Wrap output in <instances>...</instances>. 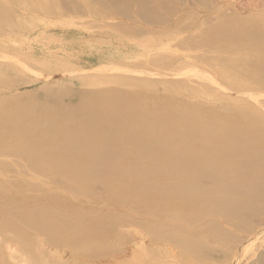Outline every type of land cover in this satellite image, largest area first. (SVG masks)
Masks as SVG:
<instances>
[{
  "label": "bare ground",
  "instance_id": "bare-ground-1",
  "mask_svg": "<svg viewBox=\"0 0 264 264\" xmlns=\"http://www.w3.org/2000/svg\"><path fill=\"white\" fill-rule=\"evenodd\" d=\"M94 1L128 20L116 23L126 35L189 31L194 34L180 40L185 47L219 43L215 49L247 51L240 60L209 55L200 61L225 63L253 83L233 84L225 93L234 89L247 98L264 90V11L243 18L211 0H191L214 15L213 22H195L188 20L189 10L172 6L180 0ZM96 17L107 16L102 11ZM247 19L258 27L249 28ZM111 96L80 105L78 111L90 114L68 120V127L80 130L73 136L86 135L82 141L43 132L37 122L0 136V147L23 139L61 157L31 168L26 177L0 175V264H248L257 252L253 262L264 264V229L257 230L264 225L258 220L264 218V100L255 108L201 99L157 112L147 104L151 100L136 96L117 101L130 115L116 120V95ZM83 125L95 132L85 134ZM95 141L101 144L94 149ZM116 141L117 151L109 147ZM82 152L86 157L75 159L73 167L64 165L63 157ZM6 166L0 162V172Z\"/></svg>",
  "mask_w": 264,
  "mask_h": 264
},
{
  "label": "rangeland",
  "instance_id": "rangeland-1",
  "mask_svg": "<svg viewBox=\"0 0 264 264\" xmlns=\"http://www.w3.org/2000/svg\"><path fill=\"white\" fill-rule=\"evenodd\" d=\"M211 1L216 8H226L227 12L236 11L243 18L250 11H264L263 0ZM94 2L0 0V136L12 135L28 127V123L37 122L43 132L71 135L74 141H82L86 135L84 138L73 136L71 132L74 129L80 130L78 125L68 127V120L75 117L79 119L81 112L90 114L88 109L78 111L80 105L105 102L108 97L113 99L114 96L111 95H116V120L130 115L120 109L117 101H129L136 96L141 102L142 98L151 100L147 104L157 112L170 111L177 103L195 105L201 99L202 102L209 100V104L234 100L231 104L260 108L259 101L264 100V90H254L247 98L238 95L234 89L226 93L223 90L233 84L252 87L253 83L249 78L234 74L225 63L207 64L200 61L202 57L209 55L240 60L246 57L247 51H237L235 54L215 49L219 43L185 47L180 40L194 34L189 31L126 35L116 29V23H128V20L104 11ZM173 3V7H182L192 13L193 17L188 18L189 21L198 22L208 17L211 20L210 17H214L199 9L194 1L180 0L179 4ZM108 8L111 9L110 6ZM102 11L107 17H96ZM246 24L249 28L258 27L250 19H247ZM155 58H158L157 65H151L150 60ZM169 58L178 60L169 63ZM160 72H165V75L161 76ZM166 72L170 74L167 75ZM11 86L14 87L10 88ZM224 95H232V98L223 97ZM69 106L76 110L68 112ZM96 109L100 110V105ZM95 115L99 116L97 112ZM61 118L65 119L60 120ZM21 119L24 123L17 122ZM85 126L80 127L85 134L93 131L91 126ZM11 141L0 147V162L8 168L7 172H0L2 176L20 174L26 177L31 168L37 170L39 164L46 165L53 163L56 158L61 159L56 153L39 151L47 150L49 146H33V143L23 139ZM100 144L95 141V146ZM113 145L112 143L109 147H116V151L121 148L117 141L116 146ZM23 150L27 156L23 155ZM37 153L41 156L38 157ZM84 153L79 156L68 154L63 157L64 165L73 167L75 159L86 157ZM258 220L264 222V218ZM261 229H264V225L257 228L258 231ZM234 233L238 232L234 230ZM259 254L260 252L254 254L255 257L248 264H256L255 258Z\"/></svg>",
  "mask_w": 264,
  "mask_h": 264
}]
</instances>
